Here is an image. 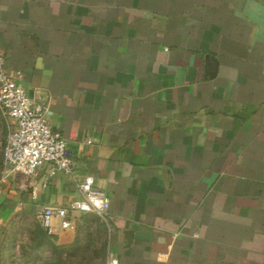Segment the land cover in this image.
<instances>
[{
	"label": "crops",
	"instance_id": "1",
	"mask_svg": "<svg viewBox=\"0 0 264 264\" xmlns=\"http://www.w3.org/2000/svg\"><path fill=\"white\" fill-rule=\"evenodd\" d=\"M0 51L74 168L3 172L0 250L91 175L109 201L98 264H264L263 5L0 0ZM93 215L54 217L50 239H98Z\"/></svg>",
	"mask_w": 264,
	"mask_h": 264
},
{
	"label": "built area",
	"instance_id": "2",
	"mask_svg": "<svg viewBox=\"0 0 264 264\" xmlns=\"http://www.w3.org/2000/svg\"><path fill=\"white\" fill-rule=\"evenodd\" d=\"M22 72H7L5 57L0 51V114L7 119V131L2 149L3 172H14L24 176L33 175L43 164L52 166L51 174L61 170L74 175L73 160L66 140L58 130L52 128L44 115V110L34 106L21 84ZM81 199L65 207H42L39 223L48 233H52L54 217L60 218V226L70 227L67 219L70 212H92L103 217L109 201L103 192L94 186V178L86 175L75 179ZM106 264H117L111 259Z\"/></svg>",
	"mask_w": 264,
	"mask_h": 264
},
{
	"label": "rangeland",
	"instance_id": "3",
	"mask_svg": "<svg viewBox=\"0 0 264 264\" xmlns=\"http://www.w3.org/2000/svg\"><path fill=\"white\" fill-rule=\"evenodd\" d=\"M7 123L0 114V177L3 174L2 149ZM92 214L98 239L77 241L70 246L58 245L55 249L51 245L53 241H48L40 233L37 222L17 223L4 240L6 244L0 250V264H98L97 261L103 258L105 226L99 215Z\"/></svg>",
	"mask_w": 264,
	"mask_h": 264
},
{
	"label": "trees",
	"instance_id": "4",
	"mask_svg": "<svg viewBox=\"0 0 264 264\" xmlns=\"http://www.w3.org/2000/svg\"><path fill=\"white\" fill-rule=\"evenodd\" d=\"M255 1H257L258 3H260L261 5H263L264 6V0H255ZM40 231V233L44 236V238L45 239H47L48 241H50L51 239H50V234H48L45 230L44 231H42V230H39ZM53 240H51V242H52ZM51 245L53 246V248L55 249L56 247H58V245H55V243H51Z\"/></svg>",
	"mask_w": 264,
	"mask_h": 264
}]
</instances>
